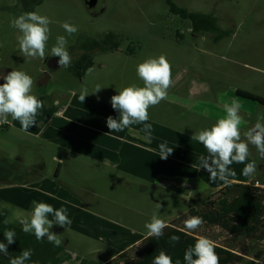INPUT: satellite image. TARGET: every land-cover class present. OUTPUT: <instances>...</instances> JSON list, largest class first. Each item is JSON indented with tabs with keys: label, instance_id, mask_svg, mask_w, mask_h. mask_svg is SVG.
<instances>
[{
	"label": "rangeland",
	"instance_id": "1",
	"mask_svg": "<svg viewBox=\"0 0 264 264\" xmlns=\"http://www.w3.org/2000/svg\"><path fill=\"white\" fill-rule=\"evenodd\" d=\"M88 1L0 0V16L8 21L13 12L20 16L16 12L36 11L49 17L52 23L46 50L53 46L58 35L67 36L62 24L69 21L77 28L89 25L92 37L100 41L107 39L108 33L116 34L121 52L136 49L130 61L136 68L145 61L142 56L165 55L171 64L173 83L167 90V98L156 105L165 110L160 117L157 115V122L168 127L159 131L166 136L170 134L165 143L173 152L167 159L160 158L159 145L164 142L156 138V150L146 151L140 147L141 152L150 157L142 164L135 162L138 168L134 169L127 164L114 165L117 160L115 143H83L80 129L84 124L69 125L67 118H59L54 131L45 128V132L35 133V137L18 132L16 124L0 125V174L3 175L0 176V215L9 221L4 225L5 219L0 220V242L7 243L6 227L15 229L17 234L15 243L8 246L9 255L0 254V264H10V258L20 255L23 249L33 250L26 264H124L137 260L140 246L149 237L145 224L153 214L163 219L167 226L184 229V221L191 216L190 210L201 208L209 198H215L214 187L224 182L213 181L209 173L200 168V157L208 156V152L202 144L192 140L195 132L210 128L225 116L224 105L233 98L242 104V132L256 123L258 113H264L261 104L264 102V0H174L178 6L192 12L215 13L220 27L231 33L219 42L213 34L194 31L192 22L172 12L167 0H101L103 11L99 13L90 10ZM8 33L7 28L0 27L1 39H6ZM0 48V57L9 65L24 68L33 80L39 79V75L46 78L39 68L41 59L38 58L36 64L29 63L32 60L28 58L27 67L21 66L19 47L14 48L8 41L5 47L0 42ZM2 58L1 63L4 62ZM0 74L5 73L0 71ZM85 77L75 75L76 81L65 76L58 84L81 94L83 90L78 84L87 87ZM52 87L50 82L47 92L53 96L56 90ZM37 89L36 97L44 106L38 110L35 125L24 130L26 133L37 132L49 122L54 109L51 104L56 107L54 113L66 117L68 104H78L72 103L71 94L69 99L64 95L59 101L57 95L46 99L44 86ZM113 91L107 89L103 96ZM239 92L259 101L243 98ZM59 102L63 107L59 108ZM108 108L112 110L111 105L101 102L85 105L79 118L91 121L92 112L104 113ZM155 115L153 112V118ZM11 119L9 116L8 120ZM18 124L22 127L20 122ZM107 146L112 147L113 152L102 149ZM249 150L245 163L234 162L230 166L235 175L229 177L240 176L256 185L258 181L264 182L261 169L264 159L259 157L254 146L249 145ZM141 156L137 159H142ZM104 158L114 160L109 161L110 164L104 162ZM253 160L257 165L255 173L244 176L246 163ZM57 168L61 176L58 181L53 174ZM152 169L165 175L159 177L157 184L142 178L144 173L153 172ZM40 187L53 196L45 193L40 201L36 194L22 197L23 193H36L31 190L39 191ZM34 200L56 208L62 205L68 208L71 223L65 227L54 225L52 229L62 241L59 247L46 238L37 241L34 234L21 230L20 219L31 212L28 203ZM190 233L239 252L243 248V243H236L220 228L205 223ZM136 238L140 241L130 245ZM258 249L264 251V241ZM255 260L251 254L232 264H250Z\"/></svg>",
	"mask_w": 264,
	"mask_h": 264
},
{
	"label": "clouds",
	"instance_id": "2",
	"mask_svg": "<svg viewBox=\"0 0 264 264\" xmlns=\"http://www.w3.org/2000/svg\"><path fill=\"white\" fill-rule=\"evenodd\" d=\"M51 23L49 17L38 14L36 11H26L11 21V26L21 33L18 43L23 57L41 60L46 58ZM62 28L67 36L58 35L51 47V56L59 57L58 64L61 68L68 67L71 63V56L67 50V37L78 31V28L69 21L63 22ZM102 44H105V40ZM136 71L143 81V87L129 85L111 97L112 108L119 112V118L112 116L107 118L110 132H120L134 123L148 121V109L167 98V90L172 86L173 81L171 64L165 55L146 59L137 66ZM0 79L4 80V83L0 84V125L9 123L8 117L11 116L13 120H18L22 128L27 131L35 125L38 110L44 106L43 102L32 94L33 78L24 71L12 70L7 75L0 74ZM102 88L104 87L97 85L93 93H98ZM88 95L87 89H84L79 99L84 102ZM241 109L240 101L233 98L230 103L224 105L225 116L219 118L210 128L195 132L192 136V140L198 141L207 149L208 156L200 157L199 166L209 173L213 181L219 179L229 183L228 177L235 175L230 166L234 162L245 163L250 155L249 145L254 146L259 157L264 159V113H258L254 126L242 132L241 125L244 120L240 115ZM146 127L151 126L146 125ZM159 149L162 159H167L173 152V148H169L166 143H161ZM256 167L254 160L246 163L243 175H253ZM203 222L200 216H190L184 221V231L193 232ZM3 223L8 225L9 221L5 219ZM70 223L67 207L62 205L56 208L49 203L35 200L32 201L31 212L20 219L21 230L25 234H34L37 241H43L46 238L55 247H59L62 241L58 234L52 231L53 226L65 227ZM166 227V222L156 214H153L150 222L145 224L148 230L147 235L157 239L164 235ZM16 235L15 229L7 227L4 229L7 243L0 242V254L9 255L8 246L15 243ZM179 240L180 237L177 235L169 237L173 245ZM215 248L214 241L203 236L199 237L194 245L185 249L184 264H219ZM32 255V249H23L20 255L10 258V264H26V261L31 260ZM152 264H174V261L167 252L162 250L155 255ZM175 264H180V261H175Z\"/></svg>",
	"mask_w": 264,
	"mask_h": 264
},
{
	"label": "crops",
	"instance_id": "3",
	"mask_svg": "<svg viewBox=\"0 0 264 264\" xmlns=\"http://www.w3.org/2000/svg\"><path fill=\"white\" fill-rule=\"evenodd\" d=\"M104 4V3H103ZM102 4V5H103ZM26 11H20L16 12L19 15L25 13ZM13 12L10 15V18L13 20L14 18H17L19 16L14 14ZM4 21L2 17L0 16V27L1 28H7L8 29V35L6 39H1L0 42L4 44V47L6 46V43L8 41H11L13 43L14 48L19 47L18 43V37L21 35L20 32L13 28L11 26V21ZM59 28V27H57ZM59 30V29H58ZM64 31V30H63ZM19 32V34L15 35V33ZM74 35V34H73ZM73 35L71 37H73ZM70 37V38H71ZM69 40V39H68ZM55 43V41H54ZM53 43V45H54ZM1 49V48H0ZM51 49V48H49ZM48 49V50H49ZM46 50V51H48ZM5 52V51H4ZM5 55L7 56V52H5ZM4 56V57H6ZM144 60L148 59L142 56ZM2 57H0L1 59ZM4 60L3 63H1L0 60V71L4 72V75H7L9 72L12 70H20L24 71L25 73L29 74L28 71H26L24 68H18L13 65H9L8 61L5 62V58H2ZM28 58L22 57L18 60L21 64V66L27 67L29 63L32 62H38V58L36 59H31L32 61L29 62L28 64L26 63V60ZM133 56H129L123 52H97L94 55V64L91 68L87 70L85 73L86 77L84 79V83L87 84V87H85L82 83L78 84V87L81 88V90L87 89L88 96L86 97L85 101L82 102L79 97L80 93L76 91H69L68 89H65L62 85H59L58 82L61 78H64L65 76L69 78L70 80L75 79V75H77V72L75 70L69 71L66 74L63 75H57L55 77H52V81H48L50 77L45 76L46 78L44 79L43 75H39V79L37 77L34 78V83L32 86V94L35 96H38V86H44V95L47 97H55L57 95L58 100L62 99V96L66 95L67 99L70 98L71 94V101L72 103H78L77 105L75 104H68V107L66 108V111L68 114V117L66 115H59L57 113H54L55 111V105L51 104L54 109L51 113L50 120L48 123H45L42 125L41 129L38 130L37 132L31 131L29 133H26L24 129L18 124L19 122L17 120H9V123H11L12 126L16 124V130L24 135L30 136V137H35L34 134L37 133L39 135V132H45V130H52L54 131L55 128L58 127L57 121H59V118H67L68 124H77V125H82L84 126L80 129V131L83 132V136L81 137V141L85 144H92L93 142H98L101 144H116V161L114 165H120V164H127L131 166L130 168H138L135 166V162L142 164V161H145L146 158H149V155H146L141 152V148L145 149L146 151H153L156 150V144L155 140L156 138H159L160 142H166V139L170 137V134L168 136L162 134L159 129L160 128H168L166 125H162L157 122V115L160 117L165 110L159 109L157 106H152L148 109L149 113V119L146 122L143 123H134L130 125L128 128H125L123 131L120 132H110V129L107 126V118L109 116H112L113 118L118 119L119 118V112L114 110H108L104 113H91V116L93 117V120L91 121H86V120H81L79 117L80 115L83 114L81 108L85 105H91L93 103L101 102L106 105H111V97L113 95H117L118 91L122 90L123 88L129 86V85H137L140 87H143V81L138 77L136 67L132 64H130V61L133 60ZM24 62V64L22 63ZM40 65V63H39ZM40 68V67H39ZM72 78V79H71ZM77 81V80H76ZM52 83L54 87L53 91L55 94L52 96L49 92H47L48 85L49 83ZM4 83L3 79H0V84ZM43 84V85H42ZM100 85L104 88H102L98 93H93L96 89V86ZM75 86V85H73ZM77 87V86H76ZM74 87V89L76 88ZM72 88V87H71ZM107 89L114 90L113 93H111L109 96L104 95L107 93ZM104 90V91H103ZM39 98H42L41 95H39ZM45 99V101H46ZM52 101V100H51ZM65 102V100H62ZM50 105V104H48ZM59 105V108L63 107V105H60V102L57 103ZM112 106V105H111ZM61 111V110H59ZM153 112L156 113V115L153 118ZM87 124V125H86ZM146 125H150V128H147ZM10 128H13V127ZM93 127V128H92ZM46 128V129H45ZM145 133V134H144ZM113 135V136H112ZM104 150H108L113 152V148L110 146H107L106 149L102 147ZM142 155V156H141ZM141 156L142 159H137ZM105 159V160H104ZM103 161L110 163L109 161H113L114 159H109V158H104ZM60 165V163H59ZM58 165V166H59ZM153 172H146L142 176L143 179H146L150 182L153 183H159V177H163L165 175H161V173H157L155 169H152ZM54 177L55 180L58 181L59 178L61 177L59 175V168L56 169ZM200 175V174H199ZM186 178V177H184ZM41 182L43 183V180L40 179ZM228 180L231 182H240V183H249L251 182L249 179H244L241 178L240 176L237 177H228ZM41 183V186H42ZM226 184L225 181L223 182L222 185H217L214 187V191L218 192L221 190ZM48 185V184H45ZM48 188V187H47ZM44 188L40 187V190L37 191L36 189H32L31 192H36V193H23L22 197H28L32 194H36L38 196V199L40 201V197L44 196L45 193H48L52 195L50 192H45ZM53 196V195H52ZM37 201V200H36ZM20 203V202H19ZM32 201L31 204L28 203V208L32 210ZM58 233L62 232V230H58ZM140 241V238H136L133 240V243L130 245H136ZM129 245V246H130Z\"/></svg>",
	"mask_w": 264,
	"mask_h": 264
},
{
	"label": "trees",
	"instance_id": "4",
	"mask_svg": "<svg viewBox=\"0 0 264 264\" xmlns=\"http://www.w3.org/2000/svg\"><path fill=\"white\" fill-rule=\"evenodd\" d=\"M167 3L172 12L181 18L189 19L192 22L194 31L198 30V33L217 32L218 39L230 34L229 30L222 31L217 27V18L214 13L192 12L178 6L174 0H167ZM80 28L89 30L90 26L82 25ZM96 50L100 52H119L121 51L120 39L116 34L108 33L105 44L99 45L95 50L93 48L91 51L78 54L81 57L80 60L75 56L74 61L67 67V70H76L78 77L83 78L87 70L94 64L93 52ZM135 52L136 49L133 48L131 51L123 53L132 56L136 54ZM0 163L2 162L0 161ZM0 176L3 175L0 174ZM190 214L191 216L202 217L203 223L206 225L220 228L232 237L236 243H243L241 252L232 247L215 244L219 264H232L243 261L244 256L251 254H254L256 260L264 258V251L258 249V246L264 241V189L257 187L255 182L251 181L247 184L229 183L217 192L215 198H209L206 203H203L201 208H192ZM4 219L5 217L1 214L0 220ZM182 219H185L184 215ZM172 235L180 237L179 242L174 245L169 241V237ZM199 237L201 236L196 233L185 232L183 228L178 226H167L161 238L157 239L149 236L143 242L139 248L137 260L124 264H152L155 255H158L162 250L172 257L174 264L177 260L180 261V264H184L185 249L190 245H194ZM253 264H256V261Z\"/></svg>",
	"mask_w": 264,
	"mask_h": 264
},
{
	"label": "flooded vegetation",
	"instance_id": "5",
	"mask_svg": "<svg viewBox=\"0 0 264 264\" xmlns=\"http://www.w3.org/2000/svg\"><path fill=\"white\" fill-rule=\"evenodd\" d=\"M96 2L97 3H95V7L94 8H90V10H93V11H95L97 13L102 12L103 11V6H102L101 0H96ZM214 15L217 18V24H216L217 27L219 29H221L222 31H224V29L220 27L219 17L215 13H214ZM210 34L215 35L216 42H219V41L223 40L224 38H226V37L231 35V33H230L227 36H224L223 38L218 39V33L217 32L210 33ZM101 44H102V41L93 38L92 35H91V32L87 28H84V29L78 28V31L73 35V37H71L68 40V45H67V50H68V52H69V54L71 56V63L74 61L75 56H76V58L78 60L81 59V57L78 56V54H83L86 51H91L93 48L95 50ZM58 60H59V57L51 56V49L46 51V58L44 60H41L40 61V65H39L40 70L42 71V73L45 76H50L51 78L55 77L57 75H63L64 73H68L67 67H62L61 68V66L58 64ZM71 63H70V65H71ZM238 94H240V96L243 97V98L251 99V100H254V101H259L258 98L251 97V96H249L248 94H246L244 92H239ZM261 104L264 105V102H261ZM252 126H254V124ZM1 164L2 163H0V165ZM201 176H203V175H201ZM259 183H260L261 186L257 185ZM256 186L264 189V182L258 181L256 183ZM255 261H256V264H264V258L262 260H255Z\"/></svg>",
	"mask_w": 264,
	"mask_h": 264
},
{
	"label": "water",
	"instance_id": "6",
	"mask_svg": "<svg viewBox=\"0 0 264 264\" xmlns=\"http://www.w3.org/2000/svg\"><path fill=\"white\" fill-rule=\"evenodd\" d=\"M95 3H97L96 0H89L87 5L89 6V8H94L95 7Z\"/></svg>",
	"mask_w": 264,
	"mask_h": 264
},
{
	"label": "built area",
	"instance_id": "7",
	"mask_svg": "<svg viewBox=\"0 0 264 264\" xmlns=\"http://www.w3.org/2000/svg\"><path fill=\"white\" fill-rule=\"evenodd\" d=\"M257 185H258V186H261V185H260V183H259V184H257Z\"/></svg>",
	"mask_w": 264,
	"mask_h": 264
}]
</instances>
